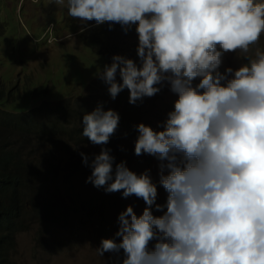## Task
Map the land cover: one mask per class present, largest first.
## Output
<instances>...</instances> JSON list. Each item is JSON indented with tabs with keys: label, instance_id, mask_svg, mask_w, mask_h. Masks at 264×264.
Returning a JSON list of instances; mask_svg holds the SVG:
<instances>
[{
	"label": "clouds",
	"instance_id": "1",
	"mask_svg": "<svg viewBox=\"0 0 264 264\" xmlns=\"http://www.w3.org/2000/svg\"><path fill=\"white\" fill-rule=\"evenodd\" d=\"M68 15L84 27L118 24L127 33L135 26L139 63L114 55L98 73L113 100L126 88L134 105L165 83L178 97L162 130L135 126V155L160 161L168 194L161 216L151 211L157 187L149 171L137 175L105 147L119 114L98 104L83 115L82 136L101 146L91 160L80 153L91 168L86 182L146 205L139 216L127 206L119 242L102 239L96 254L122 250L120 264H264V50L248 55L264 35V2L68 0ZM217 45L246 62L221 73Z\"/></svg>",
	"mask_w": 264,
	"mask_h": 264
},
{
	"label": "rangeland",
	"instance_id": "2",
	"mask_svg": "<svg viewBox=\"0 0 264 264\" xmlns=\"http://www.w3.org/2000/svg\"><path fill=\"white\" fill-rule=\"evenodd\" d=\"M0 19L4 24V32L0 35V78L6 91L12 90L11 96L15 97L14 100L4 98L1 106L8 111H25L44 100L80 96L89 98L94 108L100 104L104 110L116 111L120 117L119 126L105 147L111 149L116 163L125 161L129 170L137 175L149 171L157 187L155 204L164 206L157 211L154 204L151 211L154 216L163 215L168 194L159 183L160 161L148 154L135 155L138 135L135 126L143 123L153 130H162L158 126L167 119L178 97L165 83L156 95L145 97L134 105L128 102L126 88L113 100L107 91L108 85L98 75L105 65L111 64L114 55L139 63L135 26L127 33L120 25L107 29L101 36L98 53L83 40L90 35L89 27L94 22L84 27L78 19L69 16L68 0L62 5L49 0H0ZM257 47L264 50V35L248 55L253 56ZM217 50L222 53L218 69L221 73L227 67L236 69L246 62L242 53L224 52L219 45ZM117 81H120L118 74ZM49 147L55 153L51 161L56 164L60 160L67 167H56L58 174L48 172L45 183H51L52 179L55 183L48 187L45 197L28 202V226L15 236V264H108L111 253L101 257L95 249L102 239L119 242L120 238L115 236L119 214L132 206L136 215H141L146 207L143 199L134 195L124 198L122 192L106 193L103 188L86 182L91 168L82 163L80 153L91 160L101 146L89 142L69 148L71 152L65 155L59 153L68 149ZM87 199L91 202L82 206ZM37 203L47 207L44 215L47 216L41 223L31 216L32 205ZM62 203L68 204V214L59 212ZM50 235L53 241L47 240Z\"/></svg>",
	"mask_w": 264,
	"mask_h": 264
},
{
	"label": "trees",
	"instance_id": "3",
	"mask_svg": "<svg viewBox=\"0 0 264 264\" xmlns=\"http://www.w3.org/2000/svg\"><path fill=\"white\" fill-rule=\"evenodd\" d=\"M115 26L119 27L116 24L112 28ZM89 28L90 35L83 40L100 53L101 36L109 26L105 23ZM3 32L4 24L0 19V35ZM193 83L198 84L199 78ZM11 92L6 91L0 78V264H15V236L28 226V202L45 197L48 187L55 183V179L45 183L48 172H56V167H67L60 160L56 164L51 161L55 153L49 146L68 149L59 153L65 155L71 152L69 148L88 144V138L82 136V117L95 109L89 98L70 96L55 101L44 100L25 111H8L1 104L4 98L15 99ZM90 202L91 199H87L81 205ZM46 210V206L37 203L32 205L31 216L41 223L47 216H44ZM58 210L68 214L69 206L62 203ZM47 240L54 238L50 235ZM122 257V250L119 255L111 254L108 264H120Z\"/></svg>",
	"mask_w": 264,
	"mask_h": 264
}]
</instances>
